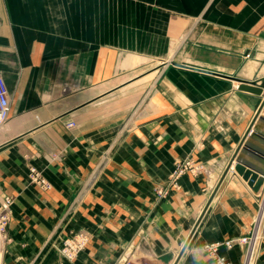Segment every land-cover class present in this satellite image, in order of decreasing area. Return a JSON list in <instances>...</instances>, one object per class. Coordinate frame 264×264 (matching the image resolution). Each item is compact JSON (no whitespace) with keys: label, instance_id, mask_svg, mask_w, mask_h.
<instances>
[{"label":"crops","instance_id":"0c3cea01","mask_svg":"<svg viewBox=\"0 0 264 264\" xmlns=\"http://www.w3.org/2000/svg\"><path fill=\"white\" fill-rule=\"evenodd\" d=\"M145 68L164 70L147 99L151 117L168 110L163 129L96 90L113 69ZM0 76V264H216L217 243L229 264H264V232L256 254L224 245L264 214V188L225 177L262 101L238 85L264 78V0H0ZM178 161L206 172L167 177ZM80 232L85 248L65 255Z\"/></svg>","mask_w":264,"mask_h":264},{"label":"rangeland","instance_id":"374dc122","mask_svg":"<svg viewBox=\"0 0 264 264\" xmlns=\"http://www.w3.org/2000/svg\"><path fill=\"white\" fill-rule=\"evenodd\" d=\"M117 10L116 7H114V11ZM115 24V23H114ZM119 24V23H116ZM112 42H121L122 39H118V38H112L110 39ZM115 49L119 50L118 48L115 47ZM247 58L251 57V54H248L246 56ZM154 62V61H153ZM164 70H159L156 71V74H154V70L152 69H140V70H130L127 71L125 73H119L118 71L114 70L112 71L113 73V78L112 80H110L108 83H106V85H104L103 83L101 85H98L97 87V93H101L104 91H110L112 93L117 94L114 98L110 99V102L108 103V105H111L112 110L116 113L118 112L117 116L122 117V119L126 120L127 114L128 113H132L133 111H141V110H147V113L149 112V117L146 118L143 122H145L147 125H152L151 123H153V121H156L157 123L160 122V126H162L163 129V125L165 122L164 115L165 113L168 112L165 111H159V109H155L154 112L158 113V117L154 116L151 117V111H152V102L148 101L147 99L150 98L151 96H153L155 90L158 88V86L154 85V83L157 81V83L162 82L161 76H162V72ZM111 71H106V70H97V79H103L105 74H109ZM172 97H176L177 99V94H173L171 95ZM98 101L100 99H97ZM171 103L172 106H174V102H169ZM168 102L166 103V106L169 107ZM180 102H177L175 104V107H173V109H178L179 106H181ZM155 106V104H154ZM156 107V106H155ZM120 114V115H119ZM155 114V113H154ZM151 117V118H150ZM264 94L262 95V101L260 102V105L255 113V117L252 121V126L249 129L246 138L243 142V144H248L249 142L254 145L257 149L256 152L255 150L247 152V154H242V156H244V161L246 164H244V162L240 161V155L238 154L231 162L230 164L227 166L226 168V173H225V177L230 175V174H236L239 177H244V171H246L247 169H251L252 166L256 167L257 170H264V156L263 154H259L262 150H260V148L262 147V144L257 145V141L258 140H262L264 142ZM167 121V119H166ZM71 123L69 124V126H72ZM147 131L145 132V136L148 137V133L150 136H152L153 132H152V128L147 127ZM260 147V148H259ZM246 148V146L244 147V149ZM243 153V152H242ZM247 164L251 165V167H249ZM234 167V169H233ZM206 172V168L205 166H200V165H196L194 162L192 161H178L176 163V165L174 166L173 170L171 171V173L167 176V177H198L199 175L203 174ZM256 172V171H255ZM259 174V173H258ZM30 177L33 180H36L37 182L40 181V177L41 174L38 173L37 169L31 168L30 171ZM259 179L256 182L257 187H258V191L260 192V190H262L264 188V175L260 174L259 175ZM8 198V197H6ZM10 199V198H9ZM12 200V199H10ZM11 205L12 203L8 206V211L7 214L8 216H3L4 218L6 217L7 219L4 220V224L9 220V216H10V209H11ZM260 226V227H259ZM257 228L253 229L250 234H254V241L253 244L250 245V253L253 254L254 253H258V250L261 247V243H262V237H263V232H264V214L262 216V220H261V224L259 225ZM81 233V232H80ZM79 234V233H78ZM77 234V235H78ZM76 235V236H77ZM75 236V238H76ZM246 237V236H245ZM75 238H70V239H66L64 242V246H63V252L65 254V252L70 253V254H75L74 256H76L78 253H80L86 245H84V247H82L81 249H76V251L74 250L75 248H73V250L70 248V246L68 245V241H71ZM243 238V237H242ZM240 240V239H239ZM238 242H235V244ZM87 244V243H86ZM234 244V245H235ZM257 249V250H256ZM66 255V254H65ZM72 257V256H71ZM226 260V259H225ZM227 261V260H226ZM228 263V262H227ZM229 264V263H228Z\"/></svg>","mask_w":264,"mask_h":264},{"label":"built area","instance_id":"2783aa9c","mask_svg":"<svg viewBox=\"0 0 264 264\" xmlns=\"http://www.w3.org/2000/svg\"><path fill=\"white\" fill-rule=\"evenodd\" d=\"M10 109H11V103H10L9 89L5 79L2 76H0V129L7 123L10 117ZM73 125L74 124H72V126ZM159 192L160 194H163V191L160 190ZM11 203L12 200H10L9 198H5L2 206L0 207V209H2L3 211H6V214L4 215L6 217L8 216L7 214L8 206ZM6 217L4 218L5 220L7 219ZM253 241H254V234L243 237L240 240L227 242L224 245L227 248H231L235 244V242H238L250 246L253 244ZM67 243L72 250L73 248L77 247L74 249L76 251V249H81L82 247H84V245H86L87 235L85 233H79L75 239L68 241ZM221 245L222 243H217L206 246L205 251L215 259L216 264H228L225 258L218 254ZM65 254L69 257L75 255L67 252H65ZM123 264H153V263L151 261L127 260Z\"/></svg>","mask_w":264,"mask_h":264},{"label":"water","instance_id":"95a60500","mask_svg":"<svg viewBox=\"0 0 264 264\" xmlns=\"http://www.w3.org/2000/svg\"><path fill=\"white\" fill-rule=\"evenodd\" d=\"M239 90L240 91H244V92H248V93H252L254 95L257 96H262L264 94V78L259 82V83H249V82H244V81H239ZM264 119V117H263ZM254 149V147L251 144H246V148L244 149V153L249 152L247 151L248 148ZM261 154H263L264 156V152H261ZM240 161L244 162V159L240 158ZM249 167H251V165L247 164ZM256 171V172H255ZM259 173V174H258ZM263 174L264 175V170H257L256 167L252 166L251 169H247L246 171H244V178L250 180V184H255L258 179L260 178L259 175ZM257 191L259 190L258 187L256 189Z\"/></svg>","mask_w":264,"mask_h":264}]
</instances>
